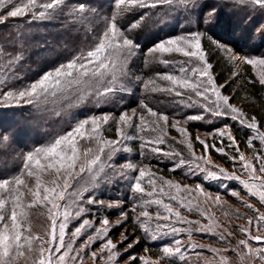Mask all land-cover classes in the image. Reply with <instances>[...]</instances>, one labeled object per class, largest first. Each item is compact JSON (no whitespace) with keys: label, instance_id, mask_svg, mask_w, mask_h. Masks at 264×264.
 Wrapping results in <instances>:
<instances>
[{"label":"snow or ice","instance_id":"1","mask_svg":"<svg viewBox=\"0 0 264 264\" xmlns=\"http://www.w3.org/2000/svg\"><path fill=\"white\" fill-rule=\"evenodd\" d=\"M235 2L241 6L252 5L264 9V0H235ZM68 3L75 5L66 13L70 22L73 25L79 24L84 27L92 36V43L88 48L80 49L70 59L48 70L38 79L24 83L23 77L18 71L24 59L22 46H14L20 49L18 52H6L3 42H0V104L34 106L40 109L41 105L52 101L66 102V107L72 109L86 107L91 102L97 109L95 112L89 109L90 114L81 111L79 115L83 118L73 117L74 122L63 134L26 154L19 174L0 180V264H16L21 257L28 264H82V253L96 240H103V244L101 256L98 257L95 252L91 253L93 261L102 258L104 252L109 253V259L117 255V251L114 250H118V245L112 239L107 238L111 230L110 221L104 218L100 221L101 227H95L93 220L86 218L91 211L88 206L105 204L103 200L95 198L94 184L99 182V177L104 173L106 167H113L112 161L117 153L129 151L125 146V141L136 137L130 135L128 130L135 128L139 131L141 125H145L147 122L143 114L137 116L135 109L130 115L127 111L116 114L110 111H101L100 108L101 105L110 102L118 92L126 91L123 79L129 76V62L139 53L141 47L132 38L131 33L142 29L149 17L156 15L149 10L169 6L188 11L190 7H195V0H112L110 14L101 15L96 7L91 6L90 0H47V2H42V0H0V24L6 23L8 18L23 17H30V22L50 21L55 18L58 12L65 14L64 6ZM209 15H215V11ZM129 16L134 18L124 24L123 21ZM203 35L196 31L156 42L148 50L149 52L176 53L189 58V60L179 64L180 75L157 74L159 80L169 82L170 86L149 89L150 85L156 84V80L150 79L143 85L145 90L172 93L176 97H180L186 106L199 107L203 110L200 114L186 116L185 123L202 121L206 118L205 113L216 118L226 117L256 133L247 140L250 148L255 147V141H259L260 145L264 146V132L259 130L257 117H249L241 109L232 105L229 102L230 97L221 93L220 89L224 85L215 83L210 72L212 65L207 62L206 53L202 48L201 38ZM193 61L199 62L201 66L188 67L187 65ZM244 62L252 66H264V58L245 57ZM163 63L167 64L168 61H163ZM260 82L264 84V74L261 75ZM17 84H23V86L16 87ZM194 97L198 99H194ZM141 106L151 117H158V121H162L165 126L168 125V115L154 111L143 101H141ZM137 118L140 123L134 124L133 121ZM158 121L152 122V130L160 126ZM179 123L180 121L177 120L171 126L183 134L186 129L176 127ZM110 125H115L116 139H108L103 135L105 126ZM230 129L231 125H225L224 129L217 130L216 134L221 137L219 143L222 146L216 147L213 144L211 147L227 156L228 153L223 146V138L227 137L229 141L227 147L234 148L238 154V156L231 157L234 166L236 160L239 159L241 174L247 175L249 179L240 180L239 176L228 174L224 169L209 171L207 167L201 168L198 161L203 157H196L193 152L192 158L196 162L195 166L205 172L208 179L239 181L246 193L250 197H257L259 203L264 206V176L257 175V172L264 173V147L255 152L256 164L259 165L257 169L256 164H253L240 152L239 145ZM6 139L7 137H0V142ZM196 139L203 145L204 152L207 154L209 145L199 137ZM80 141L87 142L89 146L81 149ZM164 143L163 136L155 139L147 138L143 139L141 147L148 148L150 145H155L149 149L152 153L164 156L182 155L179 152L164 151L159 147ZM188 147L191 149L192 145L189 144ZM185 163L186 161L181 158L175 167H180ZM127 171L138 173L131 177L132 192L151 197L159 191L161 195L169 196L171 201L178 200L177 195L165 193L163 187L157 190L154 174L148 170L147 166L139 167L131 161H127L119 166V174L124 176ZM42 173L52 176L48 182L51 186L42 187L44 184L41 179ZM85 173L88 174L87 179ZM146 177L147 184L152 187V191L147 193L142 183ZM31 178L35 179V190L29 184ZM160 179L163 185L171 186L177 194L187 192L188 196L185 199L191 202L192 190L187 185L182 187L179 183ZM257 181L259 184L256 183ZM196 190L199 194L208 196L209 200L212 199L200 184L196 185ZM25 192L31 194L33 197L31 201L25 200ZM230 194L232 196L239 195L236 191H231ZM144 203L162 207L166 213L162 214L157 210L153 216L145 208L136 217L135 222L143 228L145 233H159V235H150L152 240L163 239L167 236L176 237L182 232H187L190 237L193 230L176 227L177 223L187 225L196 223L198 226L195 231L206 235L214 234L212 230L217 225L211 216L205 217L210 221L205 225L182 217L180 210L174 209L172 203H165L163 199L147 200ZM214 203L220 204L219 194L215 196ZM37 205L46 209L47 219L50 221V225L45 227L46 239L39 235H33L30 226L24 227L25 223L29 222L30 215L26 209ZM107 206L112 207L111 204ZM179 206L185 208L184 203H180ZM246 207L252 209L254 216L247 217L248 227L237 226L246 238L239 240L237 248L232 251L246 264H256L257 261L259 264H264V235L252 234L253 231L257 233L264 231V212H260L252 204H246ZM186 210L192 211L190 208H186ZM132 211L136 212V207H133ZM120 215L123 217V221H127L126 212H121ZM201 215L204 214L201 213ZM73 220L76 221L75 224H72ZM154 220L165 221V223L157 222L153 228ZM121 222L117 221L116 226H119ZM165 229L168 231H163ZM228 235L231 236L232 233L228 232ZM66 236H69L67 241ZM81 237L84 239L81 240ZM218 239L227 243L222 234L218 236ZM37 241H39L38 244ZM77 241H80L79 246H77ZM126 241H128V236L122 235L120 245ZM251 242H254L256 246H253ZM135 243L138 241L134 240L129 243L125 251L131 249ZM197 247L202 248L203 246L190 245L192 250ZM187 250L188 248L180 239L174 238L171 244L161 247L162 255L155 261L149 262L142 257L139 259L143 261V264H161L165 259L169 261V264H172L176 258L184 261ZM228 250L226 248L223 251L227 252ZM209 251L218 253L221 250L209 249ZM137 259L138 257L130 255L129 264H135ZM222 259L227 264L226 258L222 257Z\"/></svg>","mask_w":264,"mask_h":264},{"label":"trees","instance_id":"2","mask_svg":"<svg viewBox=\"0 0 264 264\" xmlns=\"http://www.w3.org/2000/svg\"><path fill=\"white\" fill-rule=\"evenodd\" d=\"M47 2V0H42ZM91 6L96 7L101 15L110 14L112 8V0H90ZM213 0H195V7H190L188 11L182 8H170L169 6L159 7L157 9L149 10L156 13L146 21L144 27L133 33L134 38L141 46L139 53L132 57L128 72L129 76L123 79L126 91L118 92L110 102L101 105L100 110L105 112H114L119 114L127 111L130 115L135 109L137 116L143 114L147 124L141 125V130L135 128L129 129V134L135 136L134 143L131 147L138 151L151 154L150 151H145L141 145L143 139L157 138L162 136L164 131L160 128L158 131H152L153 118L147 113L146 109L141 106V101L151 107L158 113H164L171 118H180L183 116L179 112V108L173 103L174 97L167 92H151L145 90L144 83L150 79L156 80V84L151 87L165 86L164 81L158 79L157 74H167V69L162 64L163 55L160 53H151L148 50L158 41L169 37H175L181 34H188L199 31L204 35L201 38L202 48L206 53L207 62L212 65L210 70L211 75L217 85H224L221 88V93L230 97L231 103H237L244 108L248 116L260 117L264 114V84L259 82L253 74L250 65L245 64L242 67V75L245 84L238 82V78L234 76V71L231 62L222 53L220 48L214 43L213 35H218L217 29L209 25H204L200 22L204 16L205 10H213ZM75 6L74 3H68L64 6L65 14H56L55 18L50 21H35L30 22V17L23 18H8L7 22L0 24V42H3L4 51L18 52L20 49L14 46H22L23 48V62L19 66V73L23 77L24 83L33 81L42 76L45 72L55 68L59 64L70 59L80 49L88 48L92 43V36L81 25H73L69 17L66 15L67 11ZM134 17H127L123 23L127 24ZM196 18V19H195ZM170 20V21H169ZM196 20V22H195ZM174 21L173 24L169 22ZM233 24V21L232 23ZM238 29V28H237ZM230 32L232 37L230 42L237 45L236 33ZM241 53L246 56L249 52L247 47H241ZM180 56V54H178ZM182 56V55H181ZM23 84H17L16 87H22ZM97 111L95 106L89 102L86 107L68 109L65 103L50 101L46 105H41L40 109L34 106H8L0 104V137H7L6 140L0 142V180L11 178L20 173L22 165L25 161L26 154L33 151L36 147L42 146L49 142L54 137L63 134L74 122L73 117L83 118L80 112L90 114L88 110ZM181 112V111H180ZM134 124H139V119H134ZM264 122H260L259 126H263ZM231 126L239 146L242 147L243 141L237 128ZM151 127V128H150ZM148 128L144 131L142 129ZM187 130L190 131L191 140L195 149H203V145L195 140V132H210L207 125L199 123L188 124ZM103 135L108 139H116L115 125L105 126ZM89 144L85 141H80L81 149L88 147ZM160 146V145H159ZM209 153L214 155V151L209 148ZM43 162V161H42ZM114 166H119V162L115 159L112 161ZM113 171L105 168L104 173L99 177V182L94 184L98 195L101 196L98 200L111 201L107 197L108 189L115 182ZM85 178L88 174L85 173ZM41 179L44 181L43 186H51L48 183L52 176L42 173ZM30 186L34 188L35 179H29ZM109 193V192H108ZM33 197L30 193L25 192V200L31 201ZM114 200V199H113ZM30 215L28 223L24 227L30 226L33 235H39L47 238L45 227L50 225L47 219L46 209L37 205L31 209H26ZM101 215L104 217H115L113 212L103 209ZM129 216V223L131 222ZM11 225L9 224V227ZM137 228V227H136ZM115 239L120 231L117 229L111 231ZM27 234V233H26ZM235 237V236H234ZM134 238H137L136 243L130 249L131 255L139 256L143 252L152 251L156 243L148 241L144 235L137 228ZM236 238V237H235ZM37 244L39 241L36 242ZM35 246V245H34ZM232 246V245H231ZM26 251V249H25ZM203 253H194V257ZM157 256V253H152ZM231 255V254H230ZM174 260L172 264H193ZM165 263L169 261L165 259ZM16 264H28L23 257L19 258ZM135 264H139L138 259ZM198 264H211L209 261H202ZM213 264H225L214 262ZM227 264H246L245 261L237 257L236 254L227 258Z\"/></svg>","mask_w":264,"mask_h":264},{"label":"rangeland","instance_id":"3","mask_svg":"<svg viewBox=\"0 0 264 264\" xmlns=\"http://www.w3.org/2000/svg\"><path fill=\"white\" fill-rule=\"evenodd\" d=\"M213 1V10H205L204 16L202 17V20H200V22L204 25H209L210 27H214L217 29L218 35H213L212 37L214 43L220 48L222 53L231 62L233 71L235 73L234 76L238 78V82L241 84H245V80L241 72L243 65L246 64L244 62V58H264V9H261L259 6L252 5L241 6L238 2H235V0ZM213 11H215V15H209ZM232 21L233 24H231ZM169 23L173 24L174 21H171ZM229 31H232V33H236L235 37L238 41V44L236 46L230 42V39L232 37L230 36ZM241 47H247V49L249 50L246 56L241 53ZM163 59L164 61H168L167 64L163 63L162 61V64L164 65V68L167 69L168 73H174L176 75H180V73L178 72L179 64L181 62L189 60V58L183 57L181 55L179 56L176 53L165 54L163 55ZM187 66L200 67L201 65L199 62L193 61ZM250 67L253 74L260 82V77L262 74H264V66L250 65ZM164 84V87L170 86L169 82L164 81ZM169 94L174 97L173 103L177 105V107L179 108L178 113H182V115L180 116H183V118L169 117V123L167 126H165L162 121H158V117H152V120L158 121L160 126L158 128H155V130H152L151 127L150 128L155 132L160 128H163L162 130L164 131V133L166 132V135H164V133L162 134L165 143L161 144L159 146L160 148H162L166 152H179L182 155L164 156L162 154L152 153L149 149L155 145H150L148 146V148H143L145 151H150L151 154H146L145 152H141L139 154L138 151H135L131 147V143H134V140L132 139L125 141V146L129 149V151H120L115 155L114 159L120 163L119 166L127 161H131L133 164L138 165L139 167L147 166L148 170H150L151 173L154 174L157 190H159L160 187H163L165 193L177 195L178 200L171 201L169 196L161 195L159 191L154 193L151 197L147 196L146 194L141 195L139 193L132 192L130 185L133 181L131 177L137 175L138 173L127 171L124 176H121L119 174V166L113 165V167L109 168V170L113 171V175H115V182L112 183V186L110 187V189H108L109 193L107 192V197H110L112 200H103L105 202L104 205L88 206L91 211L87 214L86 218L93 220L95 227H101L100 221L104 218H107L110 221L109 227L111 230L107 238L112 239L113 242L118 245V250H114L117 251V255L112 259H109V253L104 252L102 254V258L93 261L91 253L95 252L98 257L101 256V247L103 244V240H96V242L93 243L91 247H89L84 253H82V264H129V256L131 255L129 254L130 249H128L127 252L125 250L127 249V245L129 243H132L134 240L137 241V238H134L137 228L148 241L156 243V246L153 247L152 251L143 252L139 256L132 255L138 257L139 264H143V261L139 259L141 257L149 262L155 261L162 255L161 247L165 244H171L174 238L180 239L182 243L188 248V250L185 252V260L182 262L191 263L192 260L196 259L193 264H198L202 261H209L211 264H213L214 262L223 263L225 261L222 259V257L226 258L227 260V258H230L231 255L236 254L232 251V249L237 248L239 240L246 238L245 235L241 233L239 231V228L237 227L238 225L248 227L247 217L254 216V212L252 211V209L246 207V204H252L254 208L259 209L260 212H264V206L259 203L258 198L250 197L239 181L227 179H208L205 172L201 171L199 168H196V162H194L192 158V153L194 152L196 157H203V159L198 161L201 168L207 167L209 171H218L219 169H224L228 174H235L236 176H239L240 180H248L249 177L247 175L241 174V161H239V159L236 160L234 166L231 157L238 156V154L236 153V150L234 148L227 147V145L229 144L227 137L223 138V146L225 147V151L228 153L227 156L215 151L211 146L213 144H215L216 147L222 146L219 143L221 137L216 134L217 130L224 129L225 125H234L233 127L238 129L240 135H243V133L246 134L245 136L240 137L241 141H243L242 147L239 146L240 152L243 153L248 160H251L253 164H256L255 152L264 146L260 145L259 141L254 142L255 147L253 148H250L247 144L248 138L250 136H254L256 133L253 130L242 127L237 121H233L226 117H211L206 113V118L202 121H188L187 123H185L184 121L186 116L200 114L203 110L199 107L190 108L186 106V104L181 100L180 97H176L172 93ZM212 98H215L214 95ZM194 99L198 98L194 97ZM231 104L245 112L244 108L239 104ZM177 120H179L180 123L176 127L186 129L185 133L182 134L178 132L176 128H173L171 126ZM257 122L258 125L260 122H264V114H262L260 117H257ZM190 123H199L207 125L209 127L210 132L196 131L194 136L197 142V137H199L200 140H204L209 145V148L211 147V149L214 151V155H211L209 153V150L208 153L205 154L204 150L202 151V149L200 148H194L190 131L187 130L188 124ZM259 130L264 132V125L262 127L260 126ZM230 131L232 136L235 137L232 128L230 129ZM236 142L239 145V142L237 140ZM189 144L192 145L191 149L188 147ZM181 158L184 159L186 163L180 167H175L177 162ZM256 166L258 169L259 165L256 164ZM257 175L264 176V173L257 172ZM160 178H163V180L172 181L174 183H179L182 187L187 185L192 190L191 202L185 199V197L188 196L187 192L177 194L175 192V189L171 186L163 185ZM146 181L147 177L142 183L147 193L149 191H152V187L148 185ZM256 183L259 184V181H257ZM197 184H200L205 192L210 194L212 198L211 200L208 199V196L199 194L198 190H196ZM97 191L98 190H96L95 188V191L93 193L96 199L101 196L100 194L98 195ZM231 191H236L239 195L232 196L230 194ZM253 191H256V189H253ZM217 194H219L220 196V204L218 205L214 203L215 196ZM85 195H87V193H85ZM158 198L163 199L165 203H172L174 209L180 210L181 216L189 221L199 222L200 224L207 225L210 223V221L205 217L211 216L212 220L215 221L217 225L212 230L214 234L206 235L195 231L196 227L198 226L196 223H193L191 225L177 223L176 227L185 229L191 228L193 230L191 236L189 237L187 232H182L179 236L176 237L167 236L163 239L152 240L150 238V235H159V233H145L143 228L139 227L135 220L136 217L139 216V213L145 208H147V210L150 211L153 216H155L157 210H159L162 214H166L164 213V209L162 207H158L155 204L148 205L144 203L147 200H155ZM180 203H184L185 208H180ZM109 204H111L112 207H108L107 205ZM141 205H143V207H141ZM133 207H136V212L132 211ZM186 208H190L192 209V211H187ZM103 209L113 212V215L115 217H104V215H101V211H103ZM121 212L127 213V221H123V217H121L120 215ZM201 213H203L204 215H201ZM129 216H131L130 223ZM117 221H122L119 226H116ZM75 222L76 221L73 220L72 224H75ZM157 222L165 223V221L154 220L152 222L153 228L155 226V223ZM71 226L72 225L70 224V227ZM117 229L120 231V233L115 239V237L113 236L114 234H112L111 231H115ZM163 231L168 230L165 229ZM228 232H231L232 235L229 236ZM221 234L225 236L227 243L218 239V236ZM252 234L264 235V231H261L260 233L253 231ZM122 235H127L128 241H126L123 245H120ZM68 239L69 236H66V241ZM83 239L84 237H81V240ZM251 243H253V246H256L254 242ZM79 244L80 241H77V246H79ZM192 244L200 245L203 247H197L195 250H192L190 248V245ZM226 248L229 250L227 252L223 251ZM209 249H219L221 251L216 253L209 251ZM202 251L203 253L197 256V258L193 256L194 253H199ZM152 253H157L158 255L154 256ZM45 255H47V253H45ZM237 257L239 256L237 255ZM176 260L181 261L179 260V258H176ZM161 264H166L165 260H163ZM256 264H259V262L257 261Z\"/></svg>","mask_w":264,"mask_h":264},{"label":"bare ground","instance_id":"4","mask_svg":"<svg viewBox=\"0 0 264 264\" xmlns=\"http://www.w3.org/2000/svg\"><path fill=\"white\" fill-rule=\"evenodd\" d=\"M236 58H238V57H236Z\"/></svg>","mask_w":264,"mask_h":264}]
</instances>
